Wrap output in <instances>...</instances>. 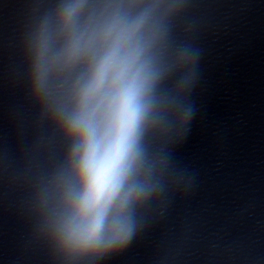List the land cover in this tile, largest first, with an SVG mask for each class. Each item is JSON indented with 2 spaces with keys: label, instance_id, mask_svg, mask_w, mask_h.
I'll return each mask as SVG.
<instances>
[{
  "label": "clouds",
  "instance_id": "clouds-1",
  "mask_svg": "<svg viewBox=\"0 0 264 264\" xmlns=\"http://www.w3.org/2000/svg\"><path fill=\"white\" fill-rule=\"evenodd\" d=\"M184 0H52L35 19L25 49L33 97L68 142L63 160L36 185L41 231L72 264L128 246L138 213L162 191L167 157L150 134L183 127L195 63L174 47L171 21Z\"/></svg>",
  "mask_w": 264,
  "mask_h": 264
}]
</instances>
